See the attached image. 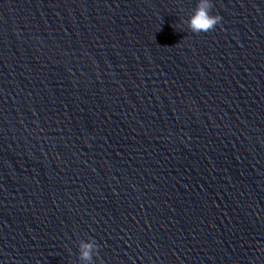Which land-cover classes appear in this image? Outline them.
<instances>
[{
    "label": "water",
    "instance_id": "water-1",
    "mask_svg": "<svg viewBox=\"0 0 264 264\" xmlns=\"http://www.w3.org/2000/svg\"><path fill=\"white\" fill-rule=\"evenodd\" d=\"M0 0V264H264V0Z\"/></svg>",
    "mask_w": 264,
    "mask_h": 264
},
{
    "label": "clouds",
    "instance_id": "clouds-1",
    "mask_svg": "<svg viewBox=\"0 0 264 264\" xmlns=\"http://www.w3.org/2000/svg\"><path fill=\"white\" fill-rule=\"evenodd\" d=\"M211 0H197L196 7L185 23L193 33L213 30L221 21L219 15L211 14ZM99 245L94 238L80 240L78 245V260L80 264H93V257L98 255Z\"/></svg>",
    "mask_w": 264,
    "mask_h": 264
}]
</instances>
